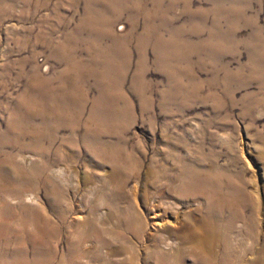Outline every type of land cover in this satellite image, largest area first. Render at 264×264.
<instances>
[{"label": "rangeland", "instance_id": "rangeland-1", "mask_svg": "<svg viewBox=\"0 0 264 264\" xmlns=\"http://www.w3.org/2000/svg\"><path fill=\"white\" fill-rule=\"evenodd\" d=\"M203 220L264 264V0H0V264H201Z\"/></svg>", "mask_w": 264, "mask_h": 264}, {"label": "bare ground", "instance_id": "bare-ground-1", "mask_svg": "<svg viewBox=\"0 0 264 264\" xmlns=\"http://www.w3.org/2000/svg\"><path fill=\"white\" fill-rule=\"evenodd\" d=\"M114 40V39H113ZM117 42V41H116ZM106 107V106H105ZM113 160V159H112ZM207 183H205L206 185ZM136 218V217H134ZM137 219V218H136ZM137 222L131 220H128L127 228L139 231L142 229L143 224L140 222L139 219L136 220ZM47 223L43 224V228L46 229ZM186 231L184 232V235L181 236V243L180 244H189L190 247L193 249H190L188 252H191L192 255L199 256L200 254L204 255L203 259L200 261L201 264H210L211 261L214 259L213 252L211 251V248H208L212 244V240H217L219 238L223 239V242L225 244V247L228 249L227 252L223 253L222 256H220L221 261L228 263V257L226 255H230L232 253L230 245H229V239L226 235L218 234L217 237L213 235V229L211 224H209L207 221L205 222L203 220L202 224L197 228H193L191 226H187ZM179 244V243H178ZM98 249V248H97ZM169 249H175L173 255L169 253H160L159 259L160 261L168 260L170 257H175L176 259H179L180 253H184L181 248H169ZM18 250V249H17ZM90 250V249H89ZM90 253V252H89ZM94 253V252H93ZM35 254V253H34ZM35 260H33V264H43L44 262H51L52 256L51 255H44L40 253H36L34 255ZM21 258V257H20ZM104 258V257H103ZM104 260V259H103ZM11 264H26L25 260H18L11 262Z\"/></svg>", "mask_w": 264, "mask_h": 264}]
</instances>
